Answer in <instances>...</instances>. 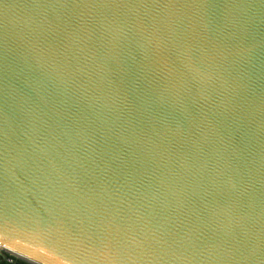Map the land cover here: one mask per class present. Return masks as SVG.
I'll list each match as a JSON object with an SVG mask.
<instances>
[{
	"label": "water",
	"instance_id": "water-1",
	"mask_svg": "<svg viewBox=\"0 0 264 264\" xmlns=\"http://www.w3.org/2000/svg\"><path fill=\"white\" fill-rule=\"evenodd\" d=\"M12 259L264 264V0H0Z\"/></svg>",
	"mask_w": 264,
	"mask_h": 264
},
{
	"label": "rangeland",
	"instance_id": "rangeland-1",
	"mask_svg": "<svg viewBox=\"0 0 264 264\" xmlns=\"http://www.w3.org/2000/svg\"><path fill=\"white\" fill-rule=\"evenodd\" d=\"M5 264H26L20 260L12 259L11 261L6 262Z\"/></svg>",
	"mask_w": 264,
	"mask_h": 264
},
{
	"label": "built area",
	"instance_id": "built-area-1",
	"mask_svg": "<svg viewBox=\"0 0 264 264\" xmlns=\"http://www.w3.org/2000/svg\"><path fill=\"white\" fill-rule=\"evenodd\" d=\"M1 251H2V249H1Z\"/></svg>",
	"mask_w": 264,
	"mask_h": 264
}]
</instances>
